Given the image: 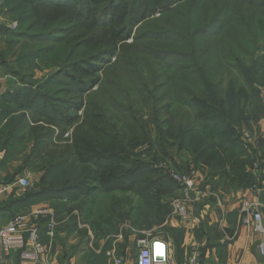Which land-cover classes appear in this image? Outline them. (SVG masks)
<instances>
[{
    "label": "rangeland",
    "instance_id": "rangeland-1",
    "mask_svg": "<svg viewBox=\"0 0 264 264\" xmlns=\"http://www.w3.org/2000/svg\"><path fill=\"white\" fill-rule=\"evenodd\" d=\"M217 1L216 5H211L207 10H205L202 0H173L166 8L171 11H179L183 15L195 14L190 19L196 20L198 16L201 21L211 12L214 13L217 9H221L220 25L222 29H227L224 33H227L229 37L237 36L231 45L241 41L238 46L240 49L234 50L233 55L240 57L242 54L245 56L249 50L244 43L254 36L256 54L252 58L260 60V57H264V0H253L255 7L252 8L246 6V3L251 0ZM129 2L130 0L123 1L120 9L110 13L111 17L108 16L107 20L108 25L105 26L106 28L103 27V30L108 32L101 33L97 39L91 38L92 32L87 27L78 28L72 36L63 38L65 42L62 45L53 43L51 40L39 43H29L25 39L13 40L9 34L1 32L0 125H6L4 121H28L31 125L36 124L37 121H43L45 124H41L46 126L48 136H52V141L54 140L47 142V144L49 143L47 151H51L50 144L54 143L56 159H60L59 153L64 154L63 158L69 157L67 167L70 168V171L64 172L63 177L60 178L62 181H67L68 184L77 183L84 175H82L84 170L93 169L92 163L84 167L81 162L77 163L76 160L82 154L89 155L90 152L86 148L88 145L96 143L95 148L111 153V157H115L102 164L107 167V172L104 173L106 178L129 177L125 182L141 183L139 191L144 195V189L153 181L158 184L155 188L159 198L165 202L170 200L171 203L180 197L179 186L170 177L172 171L180 174L195 173L198 189L201 191L210 190L207 182L211 170L197 168V154L194 149L200 143L199 134L194 132L189 136H182L181 139L175 137L176 125L182 124L191 127L195 124V110L183 102L192 97L180 93V84L183 80L178 75L186 73L188 78L192 75L196 76L198 71H196V66H198L201 67L199 70H202V73L212 82L220 83L219 91L223 93L226 92L229 82H235L237 90L240 87L246 89L249 100L246 105L242 104L246 119L242 118L239 124L234 125L235 134L232 135L228 132L225 137L220 135L219 139L232 137L237 141L238 148L231 157L239 155L244 158L247 170L256 178L252 187L255 186L258 190H253L251 193L254 196L264 194V71L248 74L246 83L244 75L228 64L232 61L226 60L222 54L230 43L229 37L225 35L223 38H213L208 41L188 37L183 50L172 46L171 41L144 38L148 31L163 27L162 23L150 21L151 19H160L166 9L158 10L144 21L134 24L131 19L128 20L130 17ZM19 3L20 0H0V29L2 31L18 29L19 13H10V9L19 6V11L23 12L28 5L26 2L22 5ZM32 7L37 12L33 11L34 17L31 21L23 23L25 27L23 29H30L31 24L35 23V19H45L43 22L46 23V26L39 22L34 26V31L53 28L58 24L59 19L49 11L38 10L33 4ZM92 7L93 9L99 8V6L93 5ZM172 16L178 20L174 14ZM257 20L261 21V27L258 26ZM13 24L15 27L11 28ZM70 25L72 24L69 23L68 27ZM193 27L196 28V26ZM247 28L251 31L242 35L241 29ZM213 30L209 32L215 33ZM119 33L121 34L117 39L115 35ZM75 38L91 39L89 44L77 51V56L94 53L97 50H106L111 48L110 45L117 44L115 52L104 58L102 63L95 65V71L91 77L78 78L76 76L77 82L64 75H56L57 69L65 64L66 59L70 57H72L70 59H75L76 55L72 54L71 56L70 51ZM53 45L57 46L54 50L39 55L42 48L49 49ZM167 51H176L175 53L179 54H182L181 51H183L189 53L191 57L186 61L180 60V56L176 55L165 58ZM154 52L159 53L157 57L165 59L159 60ZM218 52L222 57L219 62L216 60ZM228 53H230L229 50ZM246 59L250 60L251 57L246 56ZM181 68H186V70L183 71ZM78 86L82 88V92L78 90ZM252 88L255 89V92L251 91ZM185 90L191 95L194 92L188 86H185ZM244 98L245 96L240 98L241 103ZM255 115H258L257 119L250 120ZM57 121H71V124L61 127ZM141 127H144L145 130H142ZM134 128L136 131L131 133L130 130ZM221 129H225V127H221ZM132 135L138 136L139 140L144 137L146 141L139 147H133L136 140L133 141ZM16 147L18 146L16 145ZM7 149L8 152L5 150L0 153V185L12 183L16 178H26L29 187L25 191L13 187L0 195V228L16 217H26L42 208L38 203L39 199L35 198L26 202L29 193L39 191L42 174L31 171L38 169L39 166H32L31 170L20 171V166L26 161L24 156L28 150L19 155L20 153H17L16 150L14 152L12 144ZM42 160L44 164L45 157ZM134 167L138 168L134 169ZM132 169L134 170L132 171ZM135 184H131L129 187L133 188ZM81 194L76 195L79 200H82ZM101 196L105 199L99 204V207H102V204H111L112 208L113 205H118V211L122 214L127 212L132 205H138V201H140L135 193L115 192L109 196L111 201L106 198V195L102 194ZM218 196L215 195L212 199L209 197L210 199L206 198L193 204L204 203L208 200L215 201L220 199ZM71 197L72 195H66L63 199L69 204L70 201H74ZM99 199L100 197L97 200L99 201ZM260 199L264 204V197ZM97 200L92 205L96 204ZM23 202L25 203L23 204ZM142 202L146 204L147 200L143 199ZM259 212L261 214L260 224L263 226L264 207ZM76 214L78 215L75 211L74 215ZM119 215L121 217V214ZM239 216L241 224L245 225L244 215L239 212ZM50 217L49 215L47 218L45 217L46 223L41 226V230H46V234L47 219L49 220ZM40 219L36 221L37 226ZM54 219L57 224L53 232L54 237L61 231L62 234L71 236L74 233L78 237L79 231L91 229L88 223L90 220L88 213L76 218L77 231L73 230L72 233H70L71 225H67L66 221L62 218L58 219L56 216ZM127 219L126 216L121 217L118 223L120 225L128 224ZM109 232L113 233V231ZM69 236L64 237L63 247L67 246ZM54 240H48V244L52 247L55 245ZM14 254L19 255L20 258V254L14 252L7 257L3 258L2 256V259L5 262L13 257L12 259L16 262ZM202 256H204L203 249ZM206 261L208 262V260Z\"/></svg>",
    "mask_w": 264,
    "mask_h": 264
},
{
    "label": "trees",
    "instance_id": "trees-1",
    "mask_svg": "<svg viewBox=\"0 0 264 264\" xmlns=\"http://www.w3.org/2000/svg\"><path fill=\"white\" fill-rule=\"evenodd\" d=\"M123 1L125 0H20V5L25 2L28 3L23 12L19 11V6L13 7L12 10L10 9V13H19L17 21L20 27L18 26L16 31H12L11 29L2 31V29H0V34L1 32L2 34L7 33L13 40L25 39L29 43H39L44 42V40H51L53 43H60V45H62L65 42L63 38L72 36L78 28L87 27L89 28V31L92 32L91 38L97 39L101 33L108 32L103 30V27L106 28L105 26L108 25V16H110V13L113 10L120 9ZM172 1L173 0H130V8L128 10L130 17L128 20L131 19L134 24H138L144 21L148 16L153 15L158 10L166 9L160 19H151L150 21L152 23H162L163 27L148 31L144 38L171 41L172 46L181 50L185 48L184 43L187 42L186 40L188 37L195 40L207 41L213 38H223L224 35L229 37L227 33H224L227 29H222V26L220 25L221 9H217L214 13L211 12L210 15L202 18V21L198 18V16L196 17V20H191L190 17H193L195 14L187 13L186 15H183L179 11H171L169 8H166ZM202 1H204L203 6L205 7V10L213 4L216 5L218 2L217 0ZM253 2V0L248 1L246 6L248 8L255 7ZM32 4L35 5V8L38 10L42 9L43 12L49 11L50 14L56 16V18L59 19L58 24L53 26V28L49 27V29L45 28L39 31H34V26L39 22L46 26V23L43 22L45 19H35V23L31 24L30 29H23L25 28L23 23L25 21H31L34 17L33 11L37 12L32 7ZM92 5L99 6V8L93 9ZM173 14L178 18V20L172 16ZM257 22L258 26L261 27V21L257 20ZM69 23L72 24L70 27H68ZM193 26H196V28L194 29ZM210 30H213L215 33H210ZM229 30L232 29L229 28ZM249 31H251V29L247 28L241 29L240 32L244 35ZM120 34L121 33L115 35V37L118 39ZM229 39L230 43L226 46V50H224L222 54L225 56L226 60L232 61L228 64L244 75L247 83L248 79L246 76L248 74H257L264 71V57H260V60H254L252 58V56L256 54L254 36L244 43L249 51L245 54V56L241 54L240 57L233 55V51L240 49L238 46L241 44V41L231 45V43L235 42L237 36L229 37ZM90 40L91 39L89 38H75L72 41L70 47L71 56L72 54H75L76 57L75 59H70L72 57L66 59L65 64L57 69L56 75H64L68 79L75 80L76 82L78 80L76 79V76L78 78H89L95 71V65L102 63L104 58L110 56V54L116 50L117 44H114L110 45L111 48L106 50H97L94 53L77 56V51L89 44ZM13 44H15L14 41ZM55 47L57 46L53 45L49 49L42 48L39 51V55L46 54L49 51L54 50ZM187 49L189 50V47ZM228 50L230 53H228ZM175 52L176 51H167V54L165 55L167 57L165 58H170L171 56L176 55L180 56V60L186 61L191 57L189 53H185L183 51H181L182 54ZM158 54L159 53L154 52L156 57ZM216 55V60L219 62L222 58L221 53L218 52ZM246 56H250L251 59L247 60ZM157 58H159V60L165 59L160 57ZM200 68L201 67L196 66V71L198 70L196 76L192 75L190 78H188L186 73H179L178 75L183 80L180 84V93L192 97L191 99H187V101L183 102L189 104L195 110V124L191 127L182 124L176 125L175 137H179V139H181L182 136L186 137L194 132L199 134V138L201 140L194 149V152L197 154V168L211 170V174L207 182L209 183L208 185L210 186L211 192L216 193L220 190L227 191L228 187L241 189L252 187L256 178L255 175L247 170V166L245 164L246 161H243L244 158L239 155L231 157L235 154L238 148L236 146L237 141L232 139V137L219 139L220 135L225 137L228 132L232 135L235 134L234 125L239 124V121L242 118L246 119L242 104L246 105L249 100L247 91L244 87H240L237 90L236 83L229 82L226 92L223 93L219 91L220 83L216 84L212 82L209 77H206L202 73V70H199ZM181 69H183V71L186 70V68ZM185 86L192 88L194 91L192 95L185 90ZM78 90L82 92V88L80 86H78ZM251 91L255 92V89L252 88ZM244 96V101L241 103L240 98ZM257 117L258 115H255L250 118V120H256ZM4 122H6V125H0V153L5 152V150L8 152L7 147L10 144H12L14 152L16 150L17 153H20L19 155H22L21 152L24 154L28 150V153L24 156L26 161L20 166V171H23L24 169L31 170L32 166L36 167L38 165V169L31 171L42 174L39 191L37 193H29L26 197V202L35 198L39 199L38 203L45 200L48 201L49 205L54 209V216L58 219L62 218L63 220H65L68 216L65 221L67 222V225H71L70 233H72L73 230L77 231L78 224L76 218H78V216H85V213L90 215L88 223L90 224L91 229L95 231L96 236L98 235L101 237L104 233H110L109 231L116 232L117 225L119 224L118 222L121 217H128L127 220L133 225L136 224V228L146 229L150 228L153 224H160L165 215L170 212L172 207L170 208L168 202L161 204L162 199L159 198L160 196H158L155 188L158 184L153 181L144 189V195L143 192L139 191L141 183L138 184L135 182V184L125 182L129 177L106 178L104 173L107 172V167H104L102 164L114 159L115 157H111V153H106L102 149L95 148L94 145L96 143L90 144L86 148L90 152L89 155L82 154L79 156L80 158L76 160L77 163L81 162L84 167H87L92 163L93 169H90L89 171L84 170L82 173V175H84L77 183L68 184L67 181H62L60 178L63 177L62 174L64 172L66 173L67 170L70 171V168L67 167L69 157L63 158L64 154L59 153L60 159H56L55 148H53L56 145L54 143L50 144L51 151H47L49 149V143L47 144V142H53L54 140L52 141V136H48L46 126L41 124L44 123L43 121H37L35 122L36 124L33 125H31L28 121ZM57 122L61 127L71 124V121ZM221 127H225V129H221ZM141 129L145 130L144 127H141ZM130 131L132 133L135 132L136 129L134 128ZM131 138L133 141L136 140L135 144L132 145L133 147H139L146 141L144 137L139 140L136 135H132ZM138 142L140 143L138 144ZM28 143L29 145H27ZM16 145L18 147H16ZM42 146L43 148H41ZM19 148L21 149L19 150ZM43 157H45L44 164L42 160ZM62 158L64 159L63 161ZM135 168L138 167H134V169ZM134 169H132V171ZM51 174L53 175L50 176ZM53 179L55 180L53 181ZM131 184H135V187H129ZM115 192L135 193L140 200L138 201L139 204L132 205L130 209L123 214L118 211V205H113L112 208L111 204H102V207H99L100 211L97 210L98 205L101 203V201H98L97 199L99 197L100 199H105V197L101 196L104 194L106 195V198L111 201L109 196H112ZM78 193H82V200H79L76 196ZM66 195H72L71 198L74 201H70L69 204H67L63 199ZM143 199L147 200L146 204H143ZM95 200H97V203L92 205ZM24 203L25 202H23V204ZM75 211L78 215H74ZM151 211H154L153 222L135 221L134 215L137 212L151 213ZM119 214H121V217ZM45 223V218L40 219L38 224L39 230H41V226L45 225ZM86 231V229L79 231V236H82V238L83 236L85 237Z\"/></svg>",
    "mask_w": 264,
    "mask_h": 264
},
{
    "label": "crops",
    "instance_id": "crops-1",
    "mask_svg": "<svg viewBox=\"0 0 264 264\" xmlns=\"http://www.w3.org/2000/svg\"><path fill=\"white\" fill-rule=\"evenodd\" d=\"M251 189L228 187L227 191L220 190L217 194L211 192L212 198L219 195L220 199L191 204L188 207V218L184 220L173 213L172 201L170 203L168 200L170 212L160 224H153L146 229L136 228V224L133 225L129 221L128 224H118L116 232L104 233L101 237L87 228L83 238L76 237L74 233L71 236L62 234V231L55 237L54 234L49 237L46 230H40L41 242L48 248L50 259L35 264H116L117 260H121V264H135L139 239L163 243L168 256L166 264H187V256L196 244L202 247L209 264H264V255L258 249L260 244H264V224L258 231L253 222L250 225H242L239 216L243 201L261 202L260 198L264 197V194L254 196ZM99 200L102 202L104 199ZM164 202L161 200V204H165ZM39 205L54 217V209L48 201L45 200ZM134 219L153 222L154 211L137 212ZM67 236L68 244L63 247L62 241ZM51 239H55L53 247L48 244ZM14 255L16 262L11 257L5 262L2 259L1 264H21L19 255Z\"/></svg>",
    "mask_w": 264,
    "mask_h": 264
},
{
    "label": "built area",
    "instance_id": "built-area-1",
    "mask_svg": "<svg viewBox=\"0 0 264 264\" xmlns=\"http://www.w3.org/2000/svg\"><path fill=\"white\" fill-rule=\"evenodd\" d=\"M14 27L15 24L11 26V28ZM195 176V173L180 174L175 171L170 173L172 180L178 184L180 192V197L171 203L172 211L183 220L188 218L190 204L212 197V193L208 190L201 191L198 189ZM13 187L25 191L29 184L26 178H16L12 183L0 185V195ZM251 188L252 191L258 190L255 186ZM262 207L264 204L259 201L246 200L242 202L240 213L244 215L245 225H250L253 222L255 229L261 230L259 211ZM48 215L51 217L49 220L47 219V234L52 237L57 224L52 217L53 215L44 209L36 210L26 217H16L0 228V264L2 263V256L7 257L14 252L20 254L21 264H35L38 261L47 262L50 259L48 248L40 240L36 222L40 218H47ZM33 220L34 222H32ZM137 247L135 264H166L168 261L166 247L163 243L139 239ZM258 249L264 255V244H260ZM206 260L205 256H202V247L196 244L192 247L186 262L187 264H208ZM116 263L121 264V260H117Z\"/></svg>",
    "mask_w": 264,
    "mask_h": 264
}]
</instances>
